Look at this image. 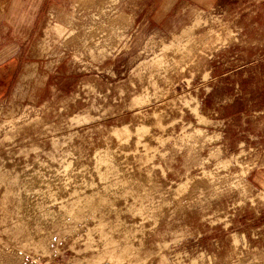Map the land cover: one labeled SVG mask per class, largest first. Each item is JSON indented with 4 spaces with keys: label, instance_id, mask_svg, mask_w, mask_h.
<instances>
[{
    "label": "rangeland",
    "instance_id": "374dc122",
    "mask_svg": "<svg viewBox=\"0 0 264 264\" xmlns=\"http://www.w3.org/2000/svg\"><path fill=\"white\" fill-rule=\"evenodd\" d=\"M5 20L0 264H264V0Z\"/></svg>",
    "mask_w": 264,
    "mask_h": 264
},
{
    "label": "crops",
    "instance_id": "0c3cea01",
    "mask_svg": "<svg viewBox=\"0 0 264 264\" xmlns=\"http://www.w3.org/2000/svg\"><path fill=\"white\" fill-rule=\"evenodd\" d=\"M2 13V14H1ZM11 13V0H0V29L6 28L4 25L5 19ZM0 55H2L0 53Z\"/></svg>",
    "mask_w": 264,
    "mask_h": 264
}]
</instances>
